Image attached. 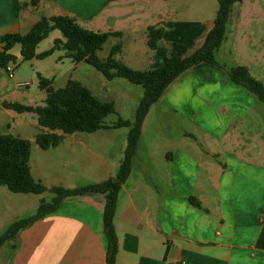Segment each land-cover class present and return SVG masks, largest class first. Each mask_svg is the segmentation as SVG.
Segmentation results:
<instances>
[{"label": "crops", "instance_id": "obj_1", "mask_svg": "<svg viewBox=\"0 0 264 264\" xmlns=\"http://www.w3.org/2000/svg\"><path fill=\"white\" fill-rule=\"evenodd\" d=\"M30 1L0 0V35L20 33L22 19L30 28L41 17L68 15L80 25L100 11L95 0ZM125 2L107 3L115 6L118 19H128L125 7H117ZM237 4L230 12L236 20L229 15L224 41L232 34L240 43L250 36L252 23L258 24L247 21L252 13L260 14L258 0ZM33 11L40 13L38 19L30 17ZM213 20L203 22V32L185 55L201 47ZM147 27L132 25V31L146 32ZM162 29L157 49L165 43ZM156 55L148 69L179 57L172 48L159 60ZM215 61L229 67L223 57ZM236 65L247 67L264 84L257 68ZM2 102L7 101L0 97L1 115L16 113ZM154 105L180 124L178 134L154 139L145 151L135 152L112 218L115 264H264V106L231 82L223 69L205 62L175 78ZM111 177L108 171L107 177L92 183ZM103 212L102 194L64 199L53 212L18 231L7 250L0 251L1 264H105Z\"/></svg>", "mask_w": 264, "mask_h": 264}, {"label": "rangeland", "instance_id": "obj_2", "mask_svg": "<svg viewBox=\"0 0 264 264\" xmlns=\"http://www.w3.org/2000/svg\"><path fill=\"white\" fill-rule=\"evenodd\" d=\"M95 2L96 9L100 8V11L88 22L80 20L82 22L80 25L95 32L121 33V37L110 36L97 52V56L104 59L111 47L119 43L121 52L115 58L131 66L130 68L133 67L134 70L148 69L156 51L157 60L171 48L173 55L176 53L179 57L190 55L192 52L185 55L188 46L191 48L195 45L199 34L203 32L205 26L203 22L213 20L218 8L217 0H126L117 7H125L129 13L128 19H118L114 13L115 6L107 4L109 0ZM235 6L231 12L237 9L238 4L235 3ZM258 7L260 14L252 13V19L247 17V21L258 22L257 25L252 23L250 36L236 43L232 34L227 35V40L224 41V37L219 53L214 54V59L219 61L223 57L228 60L229 67L235 63L255 67L260 72L261 81L264 82V0H258ZM231 15L233 20H236V14L230 13ZM38 16L40 13L34 11L30 15L32 19H38ZM25 24L27 21L25 23L22 19L20 34L29 31L30 28H25ZM132 25L164 27L165 43L157 50L149 49L145 41L146 32L140 30L133 32ZM229 30L232 33L234 27ZM56 38L62 39L61 33L58 30L50 31L38 43L36 51L42 52L51 48ZM19 48V45H15L11 50L16 58L15 64H9L13 77H9L6 70L0 69V97L5 101L30 106L43 105L45 92L38 87L37 75H40L52 80L51 85L54 89L63 87L68 80L78 81L100 101L111 102L114 112L103 119L106 126L112 125L119 118L133 120L143 94L141 86L132 84L122 77L107 80L93 66L84 61L74 62L66 57L63 49H55L43 59L22 61ZM246 53L249 55L248 58ZM251 54L254 55L252 60L249 58ZM154 104L146 114L147 125L143 131L141 130L140 135L143 134L141 141L139 135L136 143V150H139V153L145 151L154 139L167 134H178L177 128L180 124L169 114L161 113L163 111ZM261 104L264 106V103ZM40 131L36 115L33 113H14L11 117L0 114V134H11L30 141L31 176L47 189L41 194L13 193L0 186V233L15 220L33 215L41 199L50 201L53 196L49 191L51 187L76 188L97 179H104L108 171L114 177L124 157L121 148L127 144L128 129L103 128L92 133L62 134L61 142L47 150H41L34 142L35 135ZM9 242L11 241L0 246L1 252L7 250Z\"/></svg>", "mask_w": 264, "mask_h": 264}, {"label": "trees", "instance_id": "obj_3", "mask_svg": "<svg viewBox=\"0 0 264 264\" xmlns=\"http://www.w3.org/2000/svg\"><path fill=\"white\" fill-rule=\"evenodd\" d=\"M242 0H217V12L212 28L207 32L203 44L186 57H169L160 67L155 69L134 70L115 56L120 53L119 43L114 44L104 59L97 56L110 36H119V32H95L83 28L74 17L58 15L41 17L25 34L6 33L0 35V69L6 70L9 64H15L16 58L11 53L15 45H19L22 61L43 59L55 49H63L65 56L74 62L84 61L93 66L107 80L122 77L130 83L142 87L143 94L135 110L132 121L117 119L110 126L103 124V119L114 112L111 102L97 99L80 82L68 80L58 89L51 85L52 80L37 75L38 87L45 92L43 105L30 106L17 102H2V107L16 113H33L41 131L35 135L34 142L41 150L56 147L62 140V134L73 132L92 133L103 128H127V144L124 157L114 177L98 183H89L76 188L51 187L53 194L50 201L40 200L35 213L11 223L0 233V246L13 239L18 231L34 220L53 212L66 198L80 197L87 194L104 196L103 231L107 237L105 264H115L117 238L112 225L117 197L122 185L131 172L132 159L136 152V143L141 133L143 120L150 106L157 102L166 87L181 73L201 63L213 64L224 70L227 78L255 96L264 103V84L255 79L247 67L236 65L225 68L214 59L216 50L225 37L226 25L231 7ZM31 5L35 0L30 1ZM52 30H58L62 39L56 38L53 46L45 51L37 52L38 43ZM162 27L149 26L146 29V44L155 50L162 39ZM30 141L11 134H0V186L13 193L41 194L47 189L39 181L33 179L29 167ZM189 201L199 206L190 197Z\"/></svg>", "mask_w": 264, "mask_h": 264}, {"label": "built area", "instance_id": "obj_4", "mask_svg": "<svg viewBox=\"0 0 264 264\" xmlns=\"http://www.w3.org/2000/svg\"><path fill=\"white\" fill-rule=\"evenodd\" d=\"M6 72L8 73V76L9 77H13L12 70H11V67L10 66H7L6 67Z\"/></svg>", "mask_w": 264, "mask_h": 264}]
</instances>
